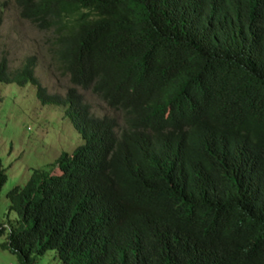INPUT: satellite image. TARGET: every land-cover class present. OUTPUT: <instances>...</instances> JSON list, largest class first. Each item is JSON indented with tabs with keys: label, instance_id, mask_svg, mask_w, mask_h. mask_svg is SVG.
Returning a JSON list of instances; mask_svg holds the SVG:
<instances>
[{
	"label": "trees",
	"instance_id": "obj_1",
	"mask_svg": "<svg viewBox=\"0 0 264 264\" xmlns=\"http://www.w3.org/2000/svg\"><path fill=\"white\" fill-rule=\"evenodd\" d=\"M12 1L52 32L68 82L49 92L35 54L10 67L5 53L0 82L33 83L95 137L119 119L130 144L102 159V132L61 151L59 173L32 168L5 191L0 247L18 264L47 249L89 264L92 247L96 264H264V0ZM80 89L113 113H90Z\"/></svg>",
	"mask_w": 264,
	"mask_h": 264
},
{
	"label": "rangeland",
	"instance_id": "obj_2",
	"mask_svg": "<svg viewBox=\"0 0 264 264\" xmlns=\"http://www.w3.org/2000/svg\"><path fill=\"white\" fill-rule=\"evenodd\" d=\"M0 8V53L5 52L11 67L18 65L25 55L35 54L37 77L49 91L63 92L67 76L49 66L47 36L52 32L20 17L12 0H0ZM0 88L3 95L0 100V157L7 172V180L0 187V221L7 226L16 218L4 196L8 187L18 181V176L19 181H23L30 173L29 168L50 166L62 148H72L81 138L64 119L60 106L39 103L32 84L1 83ZM83 94L95 112L107 111L100 98L87 91ZM36 109L45 116L40 123H36ZM21 117L31 120L34 126L15 124V120ZM2 239L4 234L0 236V241ZM37 260L36 264H65L52 249L46 250ZM0 264L18 263L11 252L0 247Z\"/></svg>",
	"mask_w": 264,
	"mask_h": 264
},
{
	"label": "clouds",
	"instance_id": "obj_3",
	"mask_svg": "<svg viewBox=\"0 0 264 264\" xmlns=\"http://www.w3.org/2000/svg\"><path fill=\"white\" fill-rule=\"evenodd\" d=\"M2 53H5L4 51ZM1 55V53H0ZM8 57V56H7ZM9 60V59H8ZM9 64V63H8ZM36 64H37V61H36ZM10 65V64H9ZM11 67V66H10ZM15 67V66H14ZM36 67V65H35ZM34 72H35V69H34ZM36 74V73H35ZM37 76V75H36ZM40 80V79H39ZM41 82V81H40ZM1 83H15L17 84L16 82L14 81H5V82H0ZM42 83V82H41ZM26 84H32L34 86V89H35V96H36V99L39 101L40 104L42 105H58L62 108L63 110V114H64V119H66V121L68 122V124L71 126L72 129H74L78 135L80 136L81 138V141L74 144L72 148H62L61 151H65L66 153H68L69 155H72V152L74 149H76V147L78 146H87L88 145V141L89 140H93V138H95L96 140L99 139L101 136H102V132H103V137L101 139V145H102V148L100 149V151H102V159H111L112 155L117 151L119 150L121 147H124L128 144H130V141L127 137H125L123 134H124V128H123V122L119 119H117L115 122H110L108 123V125L102 130V132L100 134H98L96 137L89 134L87 130L84 129V132H81L77 127L74 126L73 124V121L71 120V118L65 114V110H66V104H63V103H57V104H54V103H42L39 98L37 97L36 95V86L33 84V83H25L24 85ZM43 84V83H42ZM18 86H24V85H19L17 84ZM44 85V84H43ZM45 86V85H44ZM46 87V86H45ZM47 88V87H46ZM48 90V89H47ZM65 90V89H64ZM49 91V90H48ZM80 91L83 93L85 91L91 93L94 97H98L96 94H94L90 89L89 90H83V89H80ZM51 92V91H49ZM52 92H55V91H52ZM58 92V91H56ZM64 92V91H63ZM61 92V93H63ZM83 101L88 103V105L90 106V113L94 114V115H97V116H102L104 114L108 115L107 113H113L108 107L107 105L105 104L106 108H107V111H103V112H95L93 109H92V105L90 102H88L85 97H84V94H83ZM99 98V97H98ZM3 99V95L1 94V88H0V100ZM104 102V101H103ZM72 107H75V104H71V108ZM36 112H37V117H36V123H40L41 121H43L45 119V116H42L40 114V110L39 109H36ZM33 114L31 113V116ZM14 121V120H13ZM15 124H20L23 126V123L24 125L28 126L29 124H31V126H34V123L31 121V120H26L24 119L23 117L21 118H18L15 120ZM35 123V124H36ZM151 130V128L147 127L145 128V131L140 135V139L146 135L149 131ZM19 131V130H18ZM12 144V141L9 143V148ZM61 151L57 154V156L54 158V160L52 161L51 165L49 166L48 164H45L44 167H32V168H46L48 169V172L50 174H56V173H59L60 170H59V167H58V161H56V158L60 155ZM9 154V153H8ZM67 156V154H66ZM0 162H1V168L3 167L4 168V171H5V167L3 166V163H2V159L0 157ZM101 165V164H100ZM97 162V166L96 168L99 169V166H100ZM32 168H29L30 169V172H31V169ZM28 169V171H29ZM6 172V171H5ZM7 173V172H6ZM29 172H28V176L25 177V179L23 181H19V176H18V181L16 183H24L28 178H29ZM7 180V179H6ZM16 183H14L13 185H15ZM4 184V183H3ZM12 185V186H13ZM11 187V186H10ZM8 187V188H10ZM90 218V217H88ZM48 250V249H47ZM46 251V250H45ZM44 251V252H45ZM54 251V250H53ZM43 252V253H44ZM42 253V254H43ZM55 253V252H54ZM56 255V254H55ZM40 256V255H39ZM57 256V255H56ZM101 257V252L100 250L97 248V247H92L91 248V251H90V255H89V258H88V261H89V264H96L99 260V258Z\"/></svg>",
	"mask_w": 264,
	"mask_h": 264
}]
</instances>
